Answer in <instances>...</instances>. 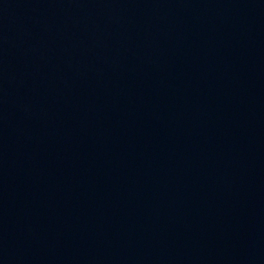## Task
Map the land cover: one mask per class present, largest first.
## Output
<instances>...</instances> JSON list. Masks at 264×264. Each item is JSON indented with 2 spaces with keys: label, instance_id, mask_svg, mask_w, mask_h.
I'll return each mask as SVG.
<instances>
[{
  "label": "water",
  "instance_id": "95a60500",
  "mask_svg": "<svg viewBox=\"0 0 264 264\" xmlns=\"http://www.w3.org/2000/svg\"><path fill=\"white\" fill-rule=\"evenodd\" d=\"M0 264H264V0H0Z\"/></svg>",
  "mask_w": 264,
  "mask_h": 264
}]
</instances>
